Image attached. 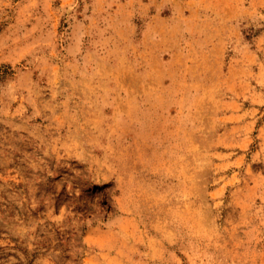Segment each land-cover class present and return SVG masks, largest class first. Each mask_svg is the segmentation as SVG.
Wrapping results in <instances>:
<instances>
[{"label": "rangeland", "instance_id": "1", "mask_svg": "<svg viewBox=\"0 0 264 264\" xmlns=\"http://www.w3.org/2000/svg\"><path fill=\"white\" fill-rule=\"evenodd\" d=\"M0 264H264V0H0Z\"/></svg>", "mask_w": 264, "mask_h": 264}]
</instances>
